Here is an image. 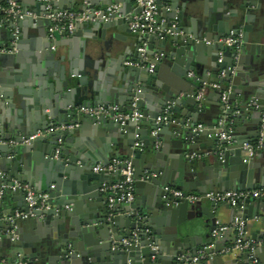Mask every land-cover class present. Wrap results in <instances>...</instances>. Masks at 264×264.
<instances>
[{"label": "water", "instance_id": "1", "mask_svg": "<svg viewBox=\"0 0 264 264\" xmlns=\"http://www.w3.org/2000/svg\"><path fill=\"white\" fill-rule=\"evenodd\" d=\"M18 1L21 2V11L26 12L28 8L26 1L30 0ZM68 1L71 2V0ZM81 1H89V5L84 9L99 4L106 6L112 3H120L123 14L131 13L135 4V13L141 11V6L137 4L138 0ZM162 1L156 0L157 14L154 26L159 30L169 29L170 32L161 37L157 33L134 31L136 40L132 46L135 49L131 53H128L131 45L126 40L113 41L108 45H103L97 40L109 28L116 26L117 29L126 30L129 26L130 17L128 19L121 17L108 21L96 20L78 24L70 33V37H66L68 34L64 31L54 32L53 39L47 36L46 48H48V52H44L42 56L50 60L54 56L50 49L52 46L71 43L74 37L79 35L81 27H86L85 46L88 53L85 55V61L82 64L72 60L70 55L67 57L60 55L59 59L64 61V64L60 66L58 75H54L53 84H46L48 90L41 93L34 111L27 114L23 120L6 117L0 122V138L14 140L13 144L0 143V188H3L0 194V207L4 208L2 201L6 199L8 194L13 193L16 205L22 208L21 210H28L26 203L22 204V197L24 198L22 189H11L14 179L29 183L36 193L47 192V203L50 205L49 209L37 210L33 217L15 219L13 224L16 226L14 230L16 238L11 239L10 235L7 234L4 239L8 243L4 242L5 240L0 233V245H5L11 251L20 252L19 260L27 259L30 264H202L204 263L202 261L190 263V259L187 260V258L196 253L198 246H201L200 249L206 246L205 237L207 235L198 234L201 225L197 219L206 215L210 220L212 230L214 215L211 212V206H203L201 203L193 205L186 201L174 203L173 199L163 189L165 184L177 185L185 193L190 191L205 193L207 188L212 190L214 187L217 190H244L264 187V166L258 171L259 176L257 178L252 180L246 178L258 164L253 161V158L247 161L243 159L242 145L244 142L250 141L246 138H236V142L232 144L228 140H221L220 149L213 156L208 173L199 176V179L190 183L166 179L165 162L171 158L169 152L182 156L184 150L190 152L189 150L196 147V145L185 143L184 139L190 140L194 137L195 141L198 142L202 136L201 133L195 134L192 131L195 127V108L199 106V101L194 98V91L188 88L187 83L181 78L168 80L160 78L157 71L161 60L156 59L155 56L161 58V54L168 51V55L165 56L173 57L178 65L176 67L178 75L183 76L187 70H191L195 72L192 81L198 77L201 78L196 87H199L203 81L209 80L219 83L221 89H226L228 85L225 80H231L233 84H237L239 78L244 76L242 70L245 67L241 65L244 56H246L244 52L247 53L251 49L254 41L260 38V34L258 30L244 24L239 48L218 42V39L229 34L230 30L237 32L240 28L241 18L237 16L236 9H232L231 12L219 10L213 16H207L202 22L199 33H193L190 36L188 35L190 30L185 17H187L188 12L197 7L199 0H181L180 8L183 9L181 14L176 13L177 0H167L169 2L168 11H164L165 9L162 8ZM34 3L35 7L39 4L35 0ZM50 4L56 8L53 10L58 8L69 9L65 0H58L57 3L51 1ZM244 5L245 3L242 4V6ZM163 12L165 13L163 14ZM162 16H165L167 21L160 25ZM249 16V13L245 14L243 19L249 21L251 18ZM38 19L39 17L33 22L39 24ZM177 19L179 24L176 27H171ZM26 20H31V18L27 16L11 18L9 43L6 44L8 45L6 47L12 51L0 53L1 65L13 64L19 59L20 52L18 54L13 53V49L18 48L20 43V40L15 39L14 32L15 28L22 26ZM205 41H210L208 44L213 50L210 59L206 60L199 55L200 50L204 48ZM143 43L145 44L143 45L144 49L139 50ZM184 49L188 50V54L181 58L179 53ZM219 51L224 53L221 61H218ZM229 53L231 55L227 58ZM128 54L131 56L128 61H139L141 65L126 64ZM105 56L108 57V60L105 59ZM97 59L103 60L100 65L102 68L104 67L108 80L118 82L115 88L110 89L105 94L87 90L84 84L85 75L90 74L89 69L95 70L97 75L100 74L98 73ZM235 60L238 63L236 67L238 72L233 73L232 67ZM150 64H153L152 71H149ZM250 64H253V61ZM221 71L224 72V76L219 79L216 76ZM206 72H210L211 77H207ZM246 85L255 86V90L252 87L244 90L242 91L244 95L254 94L258 96L264 94L260 88L261 82L251 81V83L246 82ZM262 85L264 86V81ZM0 94L3 95L2 92ZM232 97H234V93H229V98ZM186 103H189L190 106H187V111H183V106ZM96 104L114 106L120 112L137 109L142 116L137 121H126L121 124L103 115L96 117L77 110L79 107ZM167 106L169 107L168 115L162 121L156 122V118L163 113ZM220 108L226 111L228 116L224 119L223 115L219 114L218 118L228 124L229 115L233 109H226L223 103ZM176 113L183 117L175 119ZM240 117V114L237 115L235 120ZM186 118H191L189 123H186ZM77 122H82L86 126L92 125L97 131L106 133L112 138L113 147L109 151L108 158L115 156L119 159L120 156H124L130 160L134 168V185L138 189L150 185L151 188L160 186L162 190L160 194L167 196V199L161 200V207L171 217V226L167 229L159 228L152 215L153 212L148 208L141 209L137 199L125 203L126 206L113 204L97 214L91 212V207L79 208L82 198L96 195V190L100 189L102 182L105 181L104 176L115 173L112 180L115 178L119 181L121 179L119 169L125 165H118L115 172L101 170L93 173L91 171L93 162L99 160L102 165H107L109 159L99 155H93V157L76 144L69 142V135L76 131L75 128L46 131L53 125ZM171 122L175 123V126L172 129V135H169L167 128ZM147 123L156 132L153 134L152 141L144 140L148 148L143 152L142 146L136 143L135 135H141V139L144 138V135L147 134L144 125ZM261 129L264 138V120H262L260 112L257 125L251 128L249 136L256 139ZM222 130H227V126ZM38 131H40L38 135L30 138ZM220 132L221 129L218 127L212 131V133L217 134L216 136ZM116 138L121 139V142L115 141ZM157 138L163 139L159 146H155ZM24 139L27 141L23 142ZM219 150L222 151V154H219ZM256 153L264 157V149L257 150ZM34 156L42 157V161L47 167L43 173L37 176L31 173L28 168V160ZM77 161H80V165L83 166V173L72 178L73 166L76 165ZM88 167L90 172H88ZM154 170L163 172V175L153 176L150 172ZM2 173H6V175L2 177ZM63 176L67 179H63ZM112 182L108 181V184L111 185ZM51 185L52 187H50ZM253 202L264 204V197H248L235 206L228 205L234 210V216L241 214L243 218H250L252 217L249 213L250 203ZM242 204H245L246 208H243ZM22 205L24 206L22 207ZM69 205L70 209H68ZM8 210L6 215L12 213L11 209ZM1 221L3 220H0V227ZM43 221L50 225H57L63 230L61 238L56 241L59 256L54 260L55 262L42 259L43 245L39 243L37 238L27 240L20 234L17 236V227L20 223L36 228L41 226ZM4 225L6 231L12 228V224L9 222H5ZM204 226L209 227L208 222ZM135 230H139L138 241L123 246L121 240L130 237ZM214 251H219V249L205 248L206 253ZM3 255L8 258L6 253Z\"/></svg>", "mask_w": 264, "mask_h": 264}, {"label": "crops", "instance_id": "2", "mask_svg": "<svg viewBox=\"0 0 264 264\" xmlns=\"http://www.w3.org/2000/svg\"><path fill=\"white\" fill-rule=\"evenodd\" d=\"M53 1L55 3L58 0H49V5L41 0H35V2L39 3L37 7H35L34 0L26 1L28 8L27 11L32 12L33 16L28 15L27 17L31 18V20H26L22 26H17L15 30L17 31L16 40H20L18 44V48L13 49L14 54L19 55V59L14 61L13 64H0V122L5 120L6 117L14 119V120H23L27 114L34 111L35 106L37 105L38 99L42 92L47 91L48 87L46 84L52 83L54 75H58L60 66L64 64V61L59 59L60 55H64L67 57L70 55L72 60H75L78 64H82L85 61V55L88 53L86 50V37L87 29L86 27H81L79 30V35H76L71 43L54 45L51 47V51H53L54 56L52 59L48 60L44 58L42 55L44 52H48V48H46L48 44L47 37V27L48 21L44 17L45 13L48 9H56L50 2ZM226 1V4H225ZM19 2V6L21 8V2ZM66 4L69 5V9L72 10H83L84 7L89 5V1H81V0H65ZM249 2V3H248ZM5 0H0V4L4 5ZM177 9L176 13L181 14L183 9L180 8L181 0H177ZM245 3L244 6L242 4ZM138 4V3H137ZM225 4V5H224ZM49 6V7H48ZM95 6H101L95 5ZM162 8L164 11L169 10V2L167 0L162 1ZM58 9H66V8H58ZM232 9H236L237 16L241 18L240 28L238 31H243L242 27L244 24L250 25L253 29L258 30L260 34V38L255 40L251 49L244 54V61L241 63L242 66L245 67L242 72L244 76L239 78L237 84H233L230 80H225L228 87L230 88V93H234V97L229 98L230 104L227 108L233 109V112L229 115V123L226 124L224 120L219 119L218 115L222 114L224 119L227 118L226 111L220 108L222 102L220 99V92L215 89H208L202 96L199 101V106L195 108V127L192 129L193 133L199 134L201 133V138L199 141H195L194 137L189 139H184L185 143H189L192 145H196L193 147L190 152L188 150H184L182 156H177L174 152H169L171 158L167 159L165 162V177L171 181H178L181 183L193 182L194 180L199 179V176L206 175L209 170V166L212 164L213 156L216 155L218 149H220V140L217 134L212 133L214 129H217L219 121L224 123V126H227V130L229 132L228 142L230 144L236 142V138H246L250 141L255 140L254 137H250L249 133L251 132V128L257 125V120L259 117V113L261 112L262 106L264 107V94H260L255 96L254 94L244 95L242 91L248 90L252 87L255 90V86L246 85V82L257 81L261 82V91L264 93V0H199L197 1V7L193 9L191 12L187 13V17L185 20L187 22V26L189 31L188 35H193V33L197 34L200 31L202 22L207 18V16H213L219 10L223 12H231ZM136 11V4L133 6L131 13ZM165 12H163L164 14ZM250 14L249 21H245L243 19V15ZM39 17V24L34 23L33 20ZM167 21L165 16L161 17L160 25L164 24ZM11 22V18L6 14V12L0 9V46L6 47L7 43H9L8 38L11 31V27L9 26ZM179 24V20L174 21ZM173 22V23H174ZM193 31V32H191ZM232 30H230L231 32ZM71 34H68L66 37H70ZM100 36V34H99ZM64 39L63 37H61ZM99 42L103 45H108L113 41H122L126 40L131 46L128 53H131L135 49L132 46V43H135L136 33L127 26V29H117V27L109 28L103 33L102 36L98 37ZM145 45L144 43L142 46ZM203 49L200 50L199 55L203 59H210V55L213 54V50L210 49V45L206 42L203 44ZM215 53V52H214ZM188 54V50L184 49L179 53V57H184ZM168 55V51L161 54V58L155 56L156 59H160L161 62L158 66V75L163 80L181 78V80L187 83L188 88L194 91H197L198 87L196 84H199L200 77L196 78L195 81H192L193 77H195V72L191 70H187L185 75H178L177 63L174 61L173 57L165 56ZM218 61L223 59V51H219L218 53ZM231 53L228 54L227 58H229ZM131 56L127 57L128 61ZM108 57L105 56V59ZM108 60V59H107ZM249 61V63L247 62ZM253 61V64L250 62ZM103 62L102 59H97V65L99 68L100 74L97 75L95 70L89 69L90 74L85 75L84 84L87 90H93L97 93L105 94L110 91V89L115 88L118 84L117 81L108 80V76L104 70V67L100 65ZM237 62L235 60V64L232 67L233 73L238 72L237 70ZM240 65V64H239ZM151 71V70H149ZM192 73V75H190ZM219 72L217 74V78H222ZM97 75V76H96ZM205 75L207 77H211L210 72H206ZM211 83L209 80L206 81ZM44 83V84H43ZM255 99L258 103L261 104V108H255L249 105L251 100ZM110 106V105H109ZM187 106H190L189 103H186L183 106V111H187ZM192 106V105H191ZM260 111V112H259ZM241 115L240 118L235 120L237 115ZM262 114V113H261ZM183 117L181 114L176 113L174 118ZM191 118H186V123L190 122ZM77 126L75 127L76 131L70 136V141L72 144H76V146L82 148L89 155L94 156H104L105 158L109 157V151L113 147V142L111 141V137L106 133H101L97 131L92 125H84L82 122H77ZM187 125V124H185ZM198 125H201V128H197ZM175 123L171 122L167 128L168 134L172 135L173 127ZM144 129H147V134L144 135V138L141 139V135H135L136 141L140 143L142 146V151L145 152L148 145L144 143V140L152 141L153 134L152 128L147 123L144 125ZM232 133V134H230ZM118 143L121 142V139L116 140ZM163 139L157 138L155 141V146L161 145ZM247 142V141H246ZM245 143V142H244ZM116 147V145H114ZM172 149H170L171 151ZM173 151V150H172ZM13 156V154H11ZM93 156V157H94ZM57 157L56 155L54 156ZM109 163L116 159L108 158ZM119 159H127L124 156H120ZM253 161L258 163L256 167H254L253 172L248 174L246 178L249 180L255 179L259 176L258 171L261 167L264 166V157L255 153L253 156ZM101 164L102 163L97 160L93 162L92 165ZM28 168L31 173H34L36 176L38 174L43 173L47 167L45 163L42 161V157L34 156L28 160ZM90 172V168L88 167ZM83 166L80 165V161H77L76 165L73 166L72 178L74 176H80L83 172ZM93 173V170H91ZM115 172V171H114ZM148 173V171H145ZM150 174L153 176H162L163 172L161 171H151ZM6 173H2V177H4ZM115 173H110L108 176H104L105 181L102 182V186H111L118 182L117 179H113ZM63 179H67L63 176ZM216 181V179H213ZM107 181V182H106ZM108 181H113L112 184H108ZM27 184L29 187V183L23 182ZM177 183V182H176ZM165 185L177 187V185H172L166 183ZM52 187V185L50 186ZM181 189V188H179ZM182 190V189H181ZM207 190H211L207 188ZM213 190H217L216 187ZM183 191V190H182ZM134 199L138 200V206L141 209L148 208L153 213V217L157 221V226L159 228L167 229L172 225L171 217L164 211L161 207V200L167 199V196L161 195L162 192L160 186H143L138 189L134 185ZM197 192V191H190ZM96 195L92 197H85L81 199L79 204L80 209H85L86 207H91V212L93 214H97L102 211V209H107L108 201L107 194L100 189L96 190ZM20 196V192L18 193ZM13 193L8 194L6 199L2 201V205L4 208L0 207V215H6L8 213V209H11L13 212L15 209H22L16 205V200L13 198ZM25 200L22 197V204H24ZM203 206H211V212L214 215V223L213 226L221 223V224H230L234 219V210L232 207L225 202L213 203L206 199L198 202ZM114 204H119L120 206H126L124 202H116ZM196 204V203H195ZM193 204V205H195ZM24 205H22L23 207ZM251 209L249 213H251L252 217L245 218L247 221V231L248 235L252 239H259L264 236V204L257 202L250 203ZM243 208H246L245 204H242ZM70 209V205L68 206ZM200 222V230L198 234L207 235L205 237L206 246L212 244L211 247L208 248H216L219 251H214L209 253L206 259L202 260V264H247L249 260V253L247 251H239V252H229L224 253L222 251L223 247L229 245L234 240V230L229 229L223 233V236L220 238H213L211 235V225L210 220L206 215H202V217L197 219ZM208 222L209 227H205L204 224ZM5 222L1 221L0 233L2 238L4 239L7 236V231L5 228ZM63 230L57 227V225H50L48 222L43 221L42 225L39 227H29L20 223L17 227V236L20 234L27 238V240H33L37 238L39 243L43 245V255L45 261L53 262L58 258L59 253L56 249V241L61 238V234ZM6 243L8 241L4 239ZM201 246H198L199 250ZM37 250L39 248L37 247ZM6 253L8 258L3 254ZM20 252L11 251L5 245H0V264H14L19 260ZM254 257L257 259L258 264H264V246H258L254 251ZM28 262L27 259H23ZM55 262V261H54ZM28 264H30L28 262Z\"/></svg>", "mask_w": 264, "mask_h": 264}, {"label": "built area", "instance_id": "3", "mask_svg": "<svg viewBox=\"0 0 264 264\" xmlns=\"http://www.w3.org/2000/svg\"><path fill=\"white\" fill-rule=\"evenodd\" d=\"M49 5V0H41ZM138 5L141 6L140 12H134L129 14H123L121 10L120 3H112L106 6H95L92 8H86L84 10H72V9H48L45 13L44 17L48 21L47 27V36L49 38H54V32H61L64 31L67 34H70L74 31L76 25L89 23L96 20H114L121 17H125L129 21V27L132 31H142L145 33H157L158 36H164L170 32L169 29L167 30H159L157 27L154 26L156 21V14H157V4L156 0H138ZM49 7V6H48ZM0 9L4 10L6 14L10 18H22L23 16H33L32 12L26 11L22 12L19 6L18 0H5L4 5L0 4ZM171 27H176V23L174 22ZM15 39L17 38V31L15 30ZM242 40V31L237 32H229L224 37L218 39V42L234 46L239 48L241 45ZM209 43L210 41H205ZM53 47V46H52ZM144 46L140 47L139 50H143ZM12 50L8 47L0 46V53H9ZM126 64L129 65H141L139 61H126ZM153 64H150V70L152 71ZM233 71V70H232ZM192 75V73H190ZM220 76H224V72L221 71ZM215 89L220 91V99L221 102L228 107L229 106V93L230 88L227 87L226 89H221V86L217 82H205L203 81L201 85L198 87L197 91L194 93V98L196 100H200L204 95L206 89ZM249 105L255 108H261V104L258 103L255 99L249 102ZM77 110L81 113L92 115V116H106L110 119L119 122L121 124L125 123L126 121H137L142 114L137 109H132L129 112H120L116 110V107L109 106V105H91V106H84L79 107ZM169 113V107L167 106L161 115L156 118V122L162 121ZM262 120H264V107L262 106ZM78 124H65L61 123L58 125H53L49 127L46 131H53V130H63V129H72L75 128ZM224 123L219 121L218 128L221 129V132L218 134L219 140H228L229 139V132L228 130H222L224 128ZM197 128H201V125H198ZM156 130L152 131L154 134ZM40 131L36 134L30 136V138L35 137L38 135ZM27 139H24L23 142H26ZM0 143L3 144H13V139H3L0 138ZM137 144H140L136 142ZM243 147V159L247 161L255 155L257 150L264 149V138H263V130L261 129L259 132L258 137L249 142H245L242 145ZM219 154H222V151L219 150ZM120 164H124V167L119 169V174L121 179L114 185L101 186L100 190L107 194V201L108 206H112L116 202H124L128 203L134 199V179H133V170L134 168L131 165L130 160L128 159H114L107 165L96 164L93 166L92 170L94 172H99L101 170H107L108 172H114L117 170V166ZM20 188L24 194V200L28 207L27 211L21 209H15L10 215H0V220L5 222H9L12 224V228L7 231V234L10 235L11 239L16 238V234L14 233L15 224L13 221L15 219H25L28 217H33L36 215L37 210L41 209H49L50 205L47 203L48 200V193H36L34 189L29 187L27 184L23 182H19L18 180L14 179L11 185V189ZM164 191L173 199L174 203L179 201H186L189 204H195L203 199H206L213 203L225 202L231 206H235L240 202H243L248 197L254 198H261L264 197V187H258L254 189H244V190H207L205 193L199 192H188L185 193L181 189L172 187V186H164ZM3 188H0V194L2 193ZM240 213V212H239ZM229 229H233L235 236L232 243L223 247L222 251L224 253L229 252H239V251H247L249 253V260L247 264H258L257 259L254 257V251L258 246H264V236L260 237L259 239H252L248 235L247 231V221L245 218L241 216V214L234 217L232 223L230 224H217L211 230V235L213 238H220L223 236V233ZM139 230H135L132 235L128 238H123L121 240V244L123 246H127L131 243H135L139 239ZM212 244L205 246L196 251L194 255L190 258V263H196L198 261H202L208 257L209 253L205 252V248L211 247ZM17 264H28L26 260H20Z\"/></svg>", "mask_w": 264, "mask_h": 264}]
</instances>
